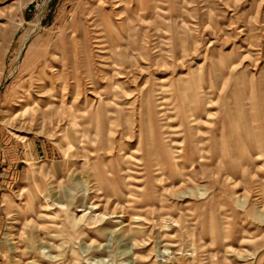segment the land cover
I'll return each instance as SVG.
<instances>
[{
  "label": "rangeland",
  "instance_id": "obj_1",
  "mask_svg": "<svg viewBox=\"0 0 264 264\" xmlns=\"http://www.w3.org/2000/svg\"><path fill=\"white\" fill-rule=\"evenodd\" d=\"M0 264H264V0H0Z\"/></svg>",
  "mask_w": 264,
  "mask_h": 264
},
{
  "label": "crops",
  "instance_id": "obj_2",
  "mask_svg": "<svg viewBox=\"0 0 264 264\" xmlns=\"http://www.w3.org/2000/svg\"><path fill=\"white\" fill-rule=\"evenodd\" d=\"M19 147L14 140H7L6 144H2L0 148V224L2 223L4 191L11 180L17 176L19 163L22 162L19 160Z\"/></svg>",
  "mask_w": 264,
  "mask_h": 264
}]
</instances>
